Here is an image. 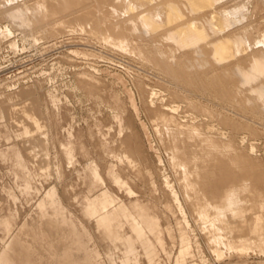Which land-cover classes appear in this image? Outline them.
<instances>
[{
	"label": "rangeland",
	"instance_id": "obj_1",
	"mask_svg": "<svg viewBox=\"0 0 264 264\" xmlns=\"http://www.w3.org/2000/svg\"><path fill=\"white\" fill-rule=\"evenodd\" d=\"M256 4L259 6L258 12L255 14L250 12V19L258 28V31L253 33L254 39L264 37V2L261 0H250V9H253ZM0 24L4 27L11 25L10 27L14 32L10 38H3V35H0V97L20 90L22 98L19 96V100L17 97L18 101L16 102L27 98L31 99V101L36 99L34 102L46 119L45 131L49 134V149L51 152L50 160L47 162V164L51 163L49 164L50 167L46 164L48 171L51 169V173L49 171V177L46 178L38 167L33 164L31 157L24 150L25 148L21 142L22 138L18 131L5 119V116L0 119V253L2 251L5 258L4 260L0 258V262L3 264H20L26 258L29 264H92L91 260H89L90 258L87 261H83L75 255L76 251L80 252L88 246L87 244L81 245V239L76 234V226L68 218V216H75L79 223L81 221L90 230L91 238L88 241L92 250L93 264H117L108 255L107 251H110L108 244L102 238L107 236L116 245L113 254L118 260L122 258L121 250L118 246H123L122 241L125 238L119 236L120 242L112 239V231L108 230L104 225L109 214L116 212L113 215L121 218L125 217L127 221H119L114 224L113 230L118 228L131 229L134 220L130 219L131 216L128 217V213L132 211L130 206L137 204L145 206L148 210H152L154 207L157 208L155 215L159 226L158 237H164L165 246L164 248L159 246L158 250H156L155 245L150 244L151 241H155V238L147 235V241L143 240V245L140 244L139 247V260L132 259L130 264H150L145 254L159 258L160 264H264V231L262 237L257 235L258 233L256 234V232L254 235V232L252 231L251 233L250 229L247 230L248 232H244L247 237L253 238L254 244L252 243V245H255H251L252 247L247 252H237V250L230 252V250L224 249L223 246L221 249L224 253L219 255L217 246L205 236L206 234L199 225L200 223L194 217L192 206L187 207L188 218L186 222L194 226L191 225L189 228L194 241L193 252L188 254L183 261H178L179 235L186 222L180 218L179 212L172 204L170 196L163 186L164 176L160 175L159 168L162 164V172L170 175L171 178H177L178 174L174 166L170 164L169 153L165 150L162 140L157 134L156 125L154 126L155 121H153L156 113L153 116L152 111L157 110V106L165 104L166 108L172 112V107L179 105L180 107L175 114L178 116L177 122L179 124L191 123L194 121L192 115H195V122L201 138L206 139L211 134L210 136L217 143H221L220 140H222L219 134V126L224 127V131H226L224 135L225 145L229 147L234 144L238 153L235 158L232 157L231 159V156L227 155L225 161L215 160L211 162L213 164L218 161L213 166L215 169L217 165L215 173L218 171L217 175L219 174L220 176H215L214 185L212 182H207L209 185L206 189L203 188L202 190L201 185H199L201 189H199V194L200 197L206 200L205 202H208V200L210 203L213 201V204L218 203V201L221 202V200L224 202V196H226L227 191H230L228 187L231 186L230 188L232 189V185H241L245 178L249 179V181L255 179V181L251 182L253 185L251 189L253 190L255 187L257 189L255 188L256 191L253 190L252 197L256 196L255 198H257L258 195L260 196L258 198L262 199L249 198L251 195L248 197V214L250 216L252 213L263 212L260 206L264 202L263 119L253 117L240 107L234 108L228 104H225V110H221L224 114L221 118L217 117L218 119L196 112L189 106V100H186L187 95L196 97L184 90L189 88L187 87L188 85H180L185 88L174 87L173 85L168 87L161 79L156 77L162 74L154 68V65H148L141 57H136L132 53L105 44L99 37L101 36L99 33L98 35L96 32L88 31L90 34L92 32L90 35L86 34L87 31L83 33L74 31L75 33H67L66 36L62 37L63 42L55 43L56 40L40 36L42 34L33 36L27 31L25 33L23 28H16L8 19L3 17H0ZM27 33L28 35H25ZM46 38L48 39L46 40ZM12 40H17L19 44L18 50L10 46ZM24 43L26 44L25 49H23ZM68 54H70V57H68ZM144 70L156 76L151 73L148 74ZM86 72L91 74L100 73L106 78L107 84L99 85L96 89L97 91L92 92L90 90L88 92L87 82H84V79H81L80 74H78ZM140 81L143 83L141 87L143 85L144 88L140 87ZM155 89L159 92L160 100L154 101L152 98V91ZM4 92L5 94L2 95ZM115 95H118V99H116ZM196 99L201 103L207 104L211 109L216 108L212 103H207L203 99ZM3 100L0 98V105L7 110L8 108L5 107L6 102ZM227 114L229 116H225ZM125 122L131 123L132 128L138 135V139L135 136L134 138L140 140L144 145L146 157L151 163L153 162L152 167L149 169L150 184L145 182L137 172L128 171L117 161L115 146L120 143L121 139L126 137ZM1 124L6 128L2 127ZM211 125H215L216 129L213 128L214 131ZM90 126H93L92 129L95 128V140L90 137ZM97 130L106 132L105 136L100 138L101 140H98L99 132ZM64 132L77 133L76 135L78 133L83 134L86 141V150H89L88 153L91 152L89 156L85 157L81 151H78V153L76 151L74 159L66 156L59 142L61 137L64 136ZM188 143V141L185 142L180 137V146L188 147ZM99 144L101 146L108 144L107 150L102 151L100 146H98ZM196 144L199 145L198 141ZM252 146H255L256 149L253 150ZM57 155L60 158L56 157ZM196 155L199 154H193L191 157L188 155L190 158L187 157L186 160L189 167H192L195 163H200L202 160V157ZM19 160L22 162L25 160L30 163L35 175H30L26 178V175L16 166L15 161ZM96 160L99 164L95 165L96 172L93 174L90 167ZM229 160L231 162L236 160V163L234 161L231 164L238 165L239 163V169L237 167L235 170V166L230 165ZM63 163L66 169L62 167ZM206 163H204V169L201 168L199 170L200 174L197 175V178L201 175L199 178L201 183L203 172L206 170L210 172L208 163ZM225 164H229V170L226 169L228 166ZM222 165L223 167H221ZM57 171L59 172V178H57ZM84 171L88 174L90 173V176L93 174L95 180L100 183H96V186H92L89 190L83 183ZM200 171L203 172L201 173ZM128 176L135 178L140 187L137 188V186L131 184ZM252 177L253 179L250 180ZM253 182L256 183L253 184ZM207 183L203 182L202 185L205 184V186L202 187H207ZM150 186L159 195L160 200L157 199L154 193L150 194ZM212 188L215 190H212ZM258 188H261V190H258ZM45 191L47 192L43 195ZM222 191L224 193L226 191V193L224 194ZM104 192L109 193H106L108 194L106 196L103 194ZM257 192H260L263 196L257 194ZM202 193L205 196H201ZM222 195L224 196L219 199ZM47 196L52 199V209L55 210L56 215H52L49 212L51 208L41 209L38 206L44 199H47ZM98 196L102 204L107 202L111 204L100 210L98 215L91 214L89 206L95 203ZM257 201L260 203L259 205L256 204ZM250 204L251 206H249ZM252 206L253 208L250 210L249 208ZM36 211L40 212L41 228L57 225L59 234L64 233L63 236L68 241V244L61 240L62 235L61 238L58 236V239L55 238L53 240L49 234L42 232L43 235L49 236L50 240L48 241L50 242H48L44 238L45 236L39 235L32 238L28 235L29 232L26 233L22 230L23 227H29V231L34 229L31 226L32 223L30 225L27 220ZM15 213H18L16 221L14 220ZM64 213L67 216L60 219L59 216ZM92 221L100 222V227L104 226L103 229L99 230L100 233L93 224L88 223ZM131 221L133 222L131 223ZM136 222L138 224L143 223L140 219H136ZM66 226L68 228L67 231L64 228ZM142 237L143 239L146 238L144 234ZM258 240L263 241V243H257ZM135 241L137 242V240ZM257 244L261 246L258 247ZM260 247L261 249L259 250ZM53 251H58V253L53 254ZM28 253L37 257L28 258ZM61 253L68 257L62 259ZM14 254H16V257L11 261Z\"/></svg>",
	"mask_w": 264,
	"mask_h": 264
},
{
	"label": "bare ground",
	"instance_id": "obj_2",
	"mask_svg": "<svg viewBox=\"0 0 264 264\" xmlns=\"http://www.w3.org/2000/svg\"><path fill=\"white\" fill-rule=\"evenodd\" d=\"M261 1L264 2V0ZM249 4L250 0H0V17L8 19L16 28H23L24 32L27 31L33 36L42 34L40 36L56 40L55 43L63 42L62 37L74 31H81L79 33L87 31L86 34H90L88 31L99 33L101 35L99 37L105 44L132 53V55L134 54L136 57L144 59L148 65H154V68L162 75L156 76L151 72L144 71L158 77L168 87L173 85L174 87L185 88L180 85H188L187 87L189 88L184 90L196 97H190L186 94L187 99H185L189 100V106L196 112L204 113L214 118H221L224 114L221 110H225V104H228L234 108L240 107L249 115L264 120V37L254 39L253 33L258 31V28L251 21L250 12L253 14L257 13L259 6L256 4L253 9H250L251 6ZM10 26L6 25L4 27L0 24V35H3V38H10L14 34ZM28 33L25 35H28ZM10 46L18 50L19 44L17 40H12ZM25 48L26 44L24 43L23 49ZM69 55L68 57H70ZM141 71L143 72V70ZM78 74H80L81 79H84V82H87L88 92L90 90L92 92L95 91L99 85L107 82L106 78L100 73L91 74L86 72ZM141 84L143 83L140 81V87ZM84 86L86 87V84ZM142 87L144 88L143 85ZM21 94L19 90L0 97L4 99L3 101L7 105L5 107L8 108L5 110L4 106L0 105V119L5 116V119L18 131L22 138L21 142L25 148L24 150L31 157L33 164L48 178L49 171L51 173V169L48 171V166L50 167L49 164L51 163L47 164V162L50 160L51 152L49 149V134L45 131L46 119L43 116L44 114L42 115L41 111L38 110L37 104L34 102L36 99L31 101V99L27 98L16 102L18 101L16 98L21 97ZM115 97L118 99V95H115ZM152 98L154 101L160 100L159 92L156 89L152 91ZM196 98L212 103L216 108L211 109L207 104L199 102ZM39 105L38 107L40 108ZM179 107V105L172 107L173 111L171 112L166 108L165 104H162L156 107L157 110L152 111L153 116L156 113L154 118L152 116L153 121H155L154 126L156 125L155 129L170 156V158L168 157L170 161H168L174 166L178 174L177 178H171L170 175L162 172V164L161 166L159 165L160 175L164 176L163 186L167 190L172 204L179 212L180 218L185 220V222L188 218L187 207H193L192 213H194V217L200 223L199 225L205 232V236L217 246L219 255L224 253L221 249L223 246L224 249L226 248L230 252L232 250L247 252L255 245H252L253 238L247 237L244 232L250 229L251 233L252 231L254 232V235L255 232L260 237L263 235L264 198L262 200L263 203L260 204L258 201L256 203L260 204L263 212L252 213L250 216L248 214V199L252 197L253 190L256 191L257 189V187H255L256 189H251V186H253L251 182L255 181L253 177L250 178V180L253 179L252 181L245 178L241 185H232V189L230 188L231 186L228 187L230 191H227L226 196L222 195L219 197L221 199L224 196L225 203L223 200H221L222 203L219 202L218 199L216 200L218 203L213 204L212 200V203L209 200L205 202L206 200L200 197L199 185H201L202 190L203 188H208V183L212 182L214 185V178L218 171L215 173L217 165L215 169L213 165L218 161L213 164L211 162L215 160L225 161L227 155L231 156V159L232 157L235 158L238 150L234 147V144L229 147L225 145L224 135L226 131H224L222 126H219V134L222 140H220L221 143H217L210 136L211 134L206 139L201 138L195 122V115L191 114L194 120L191 123L179 124L177 122L178 116L175 115ZM225 116H229V114ZM4 123L6 125V121ZM92 127L90 126V137L95 140V128L92 129ZM124 128L126 129V137L121 139L120 143L115 146L117 161L128 171L137 172L145 182L150 184L149 169L152 167L153 162L151 163L146 157L144 145L140 140H137L138 135L132 128L131 123L125 122ZM211 128L216 129L215 125H211ZM97 132H99L98 140L106 134V132H101V130H97ZM64 133L59 142L66 156L74 159L76 151L77 153L81 151L85 157L89 156L91 152L88 153L89 150H86V141L83 134ZM212 134L214 135V133ZM180 137L185 142H189L188 147L179 145ZM197 141L199 145L196 144ZM101 145H98L100 149L106 151L108 144ZM252 149L254 150L256 147L252 146ZM196 153L199 154L196 156L202 157V160L199 158L201 160L200 163H195L193 166L191 165L192 167H189L186 159ZM229 161L230 165L234 161L236 163V160ZM204 163L210 169V172L208 170L202 171V183L208 182L206 184L207 187H202L205 184L202 185L199 180L201 175L197 178V175L200 174L199 170L204 167ZM96 164H99L97 160L90 167L93 174L96 172ZM233 165L235 170L237 167L239 169V163L238 165ZM62 167H64V163ZM229 167L226 169L229 170ZM64 169L66 168L64 167ZM220 170L222 171V169ZM225 172L222 173L224 174ZM58 174L59 172L57 176ZM93 174L90 176V173L83 172V183L89 190L92 186H96V183H100L95 180ZM218 175L216 177L220 176ZM128 178L131 184L137 186V188L140 187L135 178L130 176ZM215 182L217 183L216 179ZM255 183L253 182V184ZM233 186L235 187L233 188ZM217 188L219 187L217 186ZM150 189V194L154 193L157 199L160 200L159 195L154 192L152 186H150ZM259 189L261 190V188ZM257 194H260V192H257ZM4 197L6 198V196ZM258 197L260 196L257 195ZM258 199L261 200L262 198ZM250 201L252 200L250 199ZM251 204L253 205V203ZM38 206L41 209L51 208L49 212L52 215H56L55 210L52 209V199L49 196ZM260 206L258 207L260 208ZM252 208L253 206L249 209L251 210ZM17 214L15 213L14 215L15 221L18 219ZM165 215L167 214L165 213ZM64 216L67 215L64 213L59 217L63 219ZM40 218V212L36 211L27 220L30 225L32 223L31 226L34 229L29 231V227H23L22 230L26 233L29 232L28 235L32 238L39 235L45 236L44 238L47 241L50 240L49 236L43 235L42 232L49 234L53 240L55 238L58 239V236L61 238V235H64V233L59 234L57 225H52V227L45 226L42 229ZM56 222L58 221L56 220ZM191 225L186 222L179 235L180 246L177 252L179 262L193 252L194 241L189 229ZM75 226L78 230V226ZM64 228L67 231V226ZM6 231L8 232V230ZM85 238L86 235L83 239ZM62 239H65V237L63 236ZM102 239L107 242L109 252L113 253L116 245L107 236H103ZM122 242L123 246H118L121 254L133 251V244H130L127 240ZM259 242L263 243V241L258 240L257 243ZM64 243L68 244V241L65 239ZM257 245L258 247L261 246L260 244ZM89 247L83 248L80 252L76 251V257L82 260L86 259L91 252ZM170 248L172 249V246ZM54 253H58V251H53ZM61 257L66 259L68 256H64L61 253ZM88 258L92 260L93 257L89 255ZM0 264L3 263L0 262Z\"/></svg>",
	"mask_w": 264,
	"mask_h": 264
},
{
	"label": "crops",
	"instance_id": "obj_3",
	"mask_svg": "<svg viewBox=\"0 0 264 264\" xmlns=\"http://www.w3.org/2000/svg\"><path fill=\"white\" fill-rule=\"evenodd\" d=\"M69 133L73 134L72 132H69ZM15 163H16V166L19 168V170L26 175V178L29 177L30 175H35L34 172L32 171V167L30 166V163L26 162L25 160H24V162H22L20 160L15 161ZM17 176H18V173H17ZM46 192L47 191H45L43 195H45ZM106 193H109V192H104L103 194L107 196L108 194H106ZM110 204L111 203H108V202L106 204H102L100 202V197L98 196L96 198L95 203H93L89 206L90 212H91V214H97L98 215L100 210L105 209ZM130 207H131L132 211H130L131 214L128 213V217L131 216L130 219L134 220V222L131 221V223L133 222V224L131 225V229L130 228H128V229L118 228V229L113 230L115 227L114 224H117L119 221H124V222L127 221V219L125 217L121 218L117 215L116 216L113 215L116 212L113 214H111V213L109 214V216L107 217V220L105 222V225H104L108 230L112 231V239L117 240V242H120L119 236H123L125 238V240H127L130 244L134 245L133 251H131L129 253L122 254V258L119 260L116 258V256L113 253L107 251L108 255L117 264H130L132 259L139 260V255H140L139 247H140V244L143 245V240L147 241V239H148L147 235L155 238V241H151L150 244H152L153 246L155 245L156 250H158L159 246H161L162 248H164V246H165L164 237H162V236L158 237L159 226H158V222L156 221V215H155L156 214L155 211L157 210V208L154 207V208H152V210H148L145 206H141V205H137V204L130 206ZM91 209H93V210H91ZM68 218L75 225L78 226V230H77L76 234H77V237L79 239H81V245L87 244L89 246L88 240L91 238V233H90V230L88 229V227H86V225H84L81 221L79 223L75 219V216H68ZM136 219H140V221H142L143 223L138 224V222H136ZM88 223L93 224L94 227L98 229V231L104 228V226L100 227V222H98V221H92V222H88ZM99 233H100V231H99ZM143 234H144V237H146L144 239L142 237ZM85 235H86V238L83 239V237ZM133 239L137 240V242L136 241L134 242ZM61 240L63 242H65V239H61ZM89 255L92 256V250L89 253ZM89 255L87 256V258L89 257ZM27 256H28V258L29 257L30 258L37 257L31 253H28ZM145 256L147 257L148 262L150 264H160L159 258H157L155 256H149L147 254H145ZM15 257H16V254H14V256H12L11 261L14 260ZM0 258H1V260L5 259L2 251L0 253ZM87 258L83 259V261H87ZM27 261H28V259H26V258L23 259V262H25V264H29ZM91 261L93 264V258ZM23 262H21L20 264H23Z\"/></svg>",
	"mask_w": 264,
	"mask_h": 264
}]
</instances>
